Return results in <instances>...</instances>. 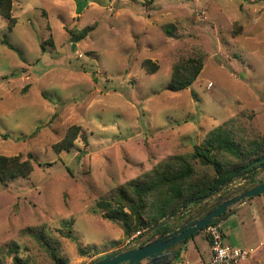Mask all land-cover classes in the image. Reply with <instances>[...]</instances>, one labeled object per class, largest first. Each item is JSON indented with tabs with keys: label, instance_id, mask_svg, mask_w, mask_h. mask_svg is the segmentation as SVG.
Segmentation results:
<instances>
[{
	"label": "rangeland",
	"instance_id": "rangeland-1",
	"mask_svg": "<svg viewBox=\"0 0 264 264\" xmlns=\"http://www.w3.org/2000/svg\"><path fill=\"white\" fill-rule=\"evenodd\" d=\"M11 1V31L0 16V156L36 162L0 181V264H13V248L26 264H55L47 249L66 264L122 249L130 238L97 210L111 191L174 156L209 179L192 155L218 126L242 145L264 135V0ZM200 57L192 85L169 92L172 67ZM72 126L73 147L55 152ZM229 218L225 243L248 251L236 264H264V196ZM209 256L201 231L174 261Z\"/></svg>",
	"mask_w": 264,
	"mask_h": 264
},
{
	"label": "trees",
	"instance_id": "trees-1",
	"mask_svg": "<svg viewBox=\"0 0 264 264\" xmlns=\"http://www.w3.org/2000/svg\"><path fill=\"white\" fill-rule=\"evenodd\" d=\"M11 7V0H0V16L6 21L8 31H11L15 25V19L11 16ZM93 28L88 26L77 33H72L71 42L78 43L83 40ZM7 46L15 51L12 46ZM202 67L201 57L188 58L176 63L172 67L168 91L177 93L187 90L199 76ZM142 68L147 74H152L157 71L158 66L150 60H144ZM225 126L221 125L211 130L203 145L194 148L193 159H198L202 165L209 166L213 170V175L209 179L197 178L193 165L184 157H170L149 173L111 191L107 199L100 200L97 203V210L102 212L101 217L118 225L126 238H130L136 232L142 234L175 214L180 207L206 196L230 180L241 169L254 166L258 159L264 157V135L260 137V141L242 145L234 141L231 131ZM79 134V127H70L62 141L53 146L54 151L69 152ZM221 154L233 159L235 165L225 166V162L221 163L219 161ZM254 155L257 157L254 158ZM32 162L36 161L31 155L25 160L19 156H0V181L29 176L33 168ZM167 231L168 227L159 229L152 239L161 237ZM225 231L227 227L222 229L224 239ZM38 240H43V237L38 236ZM207 243L209 246V242ZM47 250L55 264H66L58 259L51 249ZM10 253L13 264H26L18 257L17 250L10 249ZM172 264L176 262L173 261Z\"/></svg>",
	"mask_w": 264,
	"mask_h": 264
},
{
	"label": "water",
	"instance_id": "water-1",
	"mask_svg": "<svg viewBox=\"0 0 264 264\" xmlns=\"http://www.w3.org/2000/svg\"><path fill=\"white\" fill-rule=\"evenodd\" d=\"M239 172L233 178L202 197L200 199L201 203L185 210V207L195 204L198 199L191 204L180 207L175 214L144 231L126 247L114 251L91 264H142L144 260H148V264H172L189 238L209 225L226 221L236 214L249 199L264 196V182H252L253 179L264 172V164L258 166L255 171H247L241 175H239ZM242 178H245V180L242 181ZM225 192H229L228 196L222 197ZM214 201L216 202L213 204ZM233 205L235 207L231 209ZM174 226L175 228L171 232L146 244L159 229L164 227L173 228Z\"/></svg>",
	"mask_w": 264,
	"mask_h": 264
},
{
	"label": "built area",
	"instance_id": "built-area-1",
	"mask_svg": "<svg viewBox=\"0 0 264 264\" xmlns=\"http://www.w3.org/2000/svg\"><path fill=\"white\" fill-rule=\"evenodd\" d=\"M202 232L207 242H209L210 250L208 260L202 264H236L247 257L248 251L225 243L221 223L209 225ZM140 235L141 232L134 233L130 237V241H133ZM185 264L189 263L186 262Z\"/></svg>",
	"mask_w": 264,
	"mask_h": 264
},
{
	"label": "flooded vegetation",
	"instance_id": "flooded-vegetation-1",
	"mask_svg": "<svg viewBox=\"0 0 264 264\" xmlns=\"http://www.w3.org/2000/svg\"><path fill=\"white\" fill-rule=\"evenodd\" d=\"M261 164H264V157L258 159V160L255 162V165H254V166H252V167L249 166L248 168L241 169V170H240L241 172H239V175H241V174H243V173H245V172H247V171H255V170H257L258 166H260ZM232 178H233V177H232ZM241 180L243 181V180H245V178H242ZM256 181H258V182H264V180H261V179H259V178H257V177H256L255 179L252 180V182H256ZM229 192H230V191H229ZM229 192H225V193L222 195V197H226V196H228ZM200 199H201V198H199V200L196 201L195 204H191V205H189L188 207H185V210H188V209H190V208L196 206L197 204L201 203ZM215 202H216V201H214L213 204H214ZM211 204H212V203H211ZM211 204H210V205H211ZM234 207H235V205H233V206L231 207V209L234 208ZM174 228H175V226H174L173 228L168 227V231H167L166 233L171 232L172 229H174ZM166 233H164V234H166ZM164 234H163V235H164ZM163 235H162V236H163ZM191 238H192V237H191ZM191 238H189V239H191ZM157 239H158V238H157ZM189 239H188V240H189ZM154 240H156V239H151V240L148 241L146 244H148V243H150V242H152V241H154ZM188 240H187V241H188ZM187 241H186V242H187ZM144 245H145V244H144ZM125 264H126V263H125ZM142 264H148V260H144V261L142 262Z\"/></svg>",
	"mask_w": 264,
	"mask_h": 264
},
{
	"label": "crops",
	"instance_id": "crops-1",
	"mask_svg": "<svg viewBox=\"0 0 264 264\" xmlns=\"http://www.w3.org/2000/svg\"><path fill=\"white\" fill-rule=\"evenodd\" d=\"M208 247H209V246H208ZM207 260H208V259H207ZM207 260H206V261H207ZM198 264H199V263H198Z\"/></svg>",
	"mask_w": 264,
	"mask_h": 264
}]
</instances>
